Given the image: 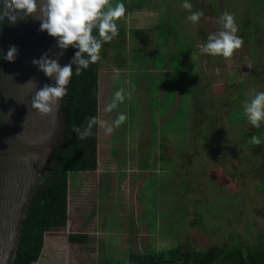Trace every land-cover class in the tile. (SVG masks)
Listing matches in <instances>:
<instances>
[{"label":"rangeland","instance_id":"rangeland-1","mask_svg":"<svg viewBox=\"0 0 264 264\" xmlns=\"http://www.w3.org/2000/svg\"><path fill=\"white\" fill-rule=\"evenodd\" d=\"M254 1L189 0L193 11L204 12L193 24L184 0H111L123 3L126 11L154 13L144 29L149 35L141 38L122 18L123 33L107 44V58H102L120 73L113 92L121 87L131 92V99L126 97L114 110L115 117L122 112L128 119L112 135L110 155L109 138L100 133L99 168L83 171L78 179L90 191L86 194L78 184V191L68 192L73 229L67 220L66 226L47 231L46 246L32 264H124L130 251L178 244L199 249L210 244L254 246L264 240V186L255 172L261 155L241 144L251 124L244 116L238 122L240 116L233 113L249 99L251 89L264 91L259 76L264 67V0ZM225 11L234 14L237 35L244 41L228 60L200 52L208 35L221 30L218 21ZM244 24L249 28L243 29ZM108 69H101L106 86L115 74ZM165 154L170 161L161 160ZM113 155L127 169L118 170L116 178L103 173L115 169ZM100 181L101 196L112 188L114 198L101 214L95 208L90 212L92 190ZM74 230H87L88 242H69Z\"/></svg>","mask_w":264,"mask_h":264},{"label":"clouds","instance_id":"clouds-1","mask_svg":"<svg viewBox=\"0 0 264 264\" xmlns=\"http://www.w3.org/2000/svg\"><path fill=\"white\" fill-rule=\"evenodd\" d=\"M182 7L190 12L187 20L193 24L199 23L204 16L202 10H192L193 5L189 0H184ZM125 13L126 7L123 3L113 5L111 0H2L0 22L7 19L10 24H15L18 20L31 16L40 22V31H46L56 39V47L61 50L55 53L53 58H49V52H45L39 59L31 61L45 76L54 81L52 84H44L39 89L35 77L26 83L34 90L31 108L45 116L57 108L60 101L68 94V85L73 74L80 76L82 70L97 63L101 59L102 46L119 35L117 22L125 16ZM218 22L221 30L208 35L206 43L200 45V52L228 60L242 47L244 41L237 35L238 27L234 14L225 11L220 15ZM69 47L78 51L68 64L61 66L59 58L63 56V50ZM17 55V47L11 45L4 59L14 62ZM114 79L117 81L120 79L118 69L115 71ZM126 97L131 99V92H126L123 87L119 88L112 94L110 102L105 105L103 111L112 113ZM242 108L247 121L259 129L264 123V91L251 89L249 99L243 101ZM127 119V115L122 112L117 113L115 119L111 121L92 116L87 118L84 126L73 125L72 130L80 140L90 138L94 126L102 127L105 133L110 135ZM250 143L258 146L262 140L253 135Z\"/></svg>","mask_w":264,"mask_h":264},{"label":"trees","instance_id":"trees-1","mask_svg":"<svg viewBox=\"0 0 264 264\" xmlns=\"http://www.w3.org/2000/svg\"><path fill=\"white\" fill-rule=\"evenodd\" d=\"M255 2L254 0H252ZM251 24V23H250ZM252 25V24H251ZM250 25V26H251ZM243 29L249 28L247 24ZM258 30V26H253ZM119 35L123 33L119 27ZM138 38L145 35L144 30H133ZM94 34H96L94 32ZM264 42V39L261 41ZM105 43L100 55L106 52ZM111 44V43H110ZM78 49L69 47L67 64ZM100 60L82 70L80 76L73 74L68 85V94L64 97L63 116L66 122V138L53 151L50 170L32 190L19 224V234L11 264H32L39 259L45 233L53 227H62L67 222V186L69 176L79 171L94 170L97 166L96 145L97 126H94L90 138L80 140L72 130L73 125L84 126L87 118L97 116L98 101V68ZM75 71V65L72 66ZM259 76L264 82V67ZM206 103V102H205ZM204 104V103H201ZM201 108V107H200ZM199 108V110H201ZM237 111L238 122L241 121L243 108ZM186 131V130H185ZM183 133V132H180ZM253 135L261 138L260 145H252ZM241 144L246 145L253 153H260L261 166L255 168L259 181L264 186V123L259 129L250 125L248 132L242 133ZM170 161L168 155L161 160ZM87 233H71L69 242L86 243ZM124 264H264V240L251 246L244 243L231 245L210 244L205 248H194L178 244L160 250L130 251Z\"/></svg>","mask_w":264,"mask_h":264},{"label":"water","instance_id":"water-1","mask_svg":"<svg viewBox=\"0 0 264 264\" xmlns=\"http://www.w3.org/2000/svg\"><path fill=\"white\" fill-rule=\"evenodd\" d=\"M56 44L31 16L15 24L0 22V264H11L25 205L66 138L64 98L51 114L41 115L30 106L34 90L26 84L33 77L38 89L54 83L31 61L45 52L53 58L61 51ZM11 45L18 49L14 62L4 59ZM63 53L61 66L67 64L68 49ZM97 107L99 115V98Z\"/></svg>","mask_w":264,"mask_h":264},{"label":"crops","instance_id":"crops-1","mask_svg":"<svg viewBox=\"0 0 264 264\" xmlns=\"http://www.w3.org/2000/svg\"><path fill=\"white\" fill-rule=\"evenodd\" d=\"M143 11H145V12H142V11H140V10H137V9H135L134 11L133 10H127L126 11V15L123 17L126 21H127V27H128V30H130V31H132L133 32V30H144L145 29V27L147 28V29H149V25H150V22H152V21H154V19L152 18V16L154 15V13L152 12V11H149V10H143ZM122 24H123V21H122V18L120 19V21H119V23H118V26L119 27H122ZM134 33V32H133ZM145 33V32H144ZM135 34V33H134ZM147 35H149V31H148V33H145V35H143V36H147ZM105 55L106 54H104V55H102L101 56V59H100V65H99V68H98V98H99V115H98V107H97V116L100 118V119H103L104 120V118H105V116H106V114H108V116L110 117V118H107L106 120H108V121H111V120H113V119H115V112L113 111L112 113H105L104 111H103V109H104V107H105V105L107 104V103H109L110 102V99H111V97H112V94L114 93L113 92V85H114V83H115V81H114V75L112 76H110V80L108 81V86H106V84H103L102 82L103 81H101L102 79V74H101V69H105V68H109L107 71H108V73L110 72V70L111 69H114V65H112V66H108L109 64H110V62H108L107 64H105V62L103 63V61H102V58L103 57H105ZM105 58H107V56L105 57ZM103 63V64H102ZM111 64H112V62H111ZM102 65V66H101ZM105 66H107V67H105ZM115 71H116V69H114ZM104 75V74H103ZM104 77V76H103ZM102 127H99V126H97V145H96V157H97V169L99 168V163H100V157H101V153H102V150H103V148L101 147V142H100V139H99V137H100V133H102V135H101V137H103V136H105V135H107L108 136V138H109V141H108V143H107V145H108V154L110 155V152H109V150H110V148H111V146H113V144H112V141H111V139H112V135L115 133V131H116V129H114V131L109 135V134H105L103 131H102ZM100 137V138H101ZM102 139V138H101ZM142 144V143H141ZM140 144V145H141ZM115 145V144H114ZM139 144H137V145H135L134 147H139L140 146ZM141 149H142V146L140 147ZM101 150V151H100ZM110 158H112L113 157V159H114V168L115 169H112L111 171L110 170H106L105 169V171H103V173H106V174H110L111 175V177L113 176V178H116V175H117V172H118V170H121V171H124V172H126L127 171V169H125L124 167H123V165L125 164H119L118 163V161L116 160V157L113 155V156H109ZM132 169H134V170H136L137 169V167H131ZM95 170V169H94ZM92 170H86L85 172H91ZM82 172L83 171H79V172H76L75 174H73L72 176H69V178H68V186H67V202H68V192L71 190V189H76L77 191H78V189H79V187H78V184L80 183L79 182V176L80 175H82ZM102 178H103V175H102ZM100 183H101V181L99 182V183H97V185L95 186V188H94V190H92V193H93V195H92V207H91V210H90V212L95 208L96 210H98V211H100V214L105 210V208L106 207H108L109 206V204L110 203H112L113 201H114V198H113V192H112V188H111V190H110V192H108L109 194L107 195V196H101V194H100V192H99V190H98V185H100ZM89 184H92V182L91 183H89ZM80 185V184H79ZM87 186V187H86ZM86 186H83L82 188H81V185H80V188H81V190L84 188V190H85V193L87 194V188H88V190L90 191V188H89V185H86ZM120 189H122V188H120ZM120 189H119V191H120ZM95 194V195H94ZM124 194V193H123ZM103 204L104 205V207H103V209L101 210L100 209V204ZM117 207H119V206H117ZM120 208V207H119ZM67 209H68V205H67ZM108 210H106V212H107ZM70 212H72L73 213V210L71 209V211ZM89 212V213H90ZM72 213H71V215H72ZM81 214H86V216H84L85 218H88L87 217V213H85V212H83V213H81ZM89 216V215H88ZM99 216V215H98ZM97 216V217H98ZM92 217H94V216H92ZM94 219H96V217H94ZM67 220H68V217H67ZM69 224H70V226L72 227H70V229L72 230L73 229V223H74V214L72 215V216H70V218H69ZM71 221V222H70ZM77 223V222H76ZM105 223V222H104ZM95 225H96V223L95 222H93V224H92V228L94 229L95 228ZM82 230H84L83 228H82V224L79 226ZM91 228V227H90ZM87 230H85V231H80V230H74V232L75 233H87L88 234V232H86ZM101 233H104L105 234V232H104V230L103 231H101ZM88 236H89V234H88ZM46 235H45V240H44V245H45V243H46ZM48 239L54 244L55 243V239L54 238H52L51 236H49L48 237ZM50 243V242H49ZM46 246V245H45Z\"/></svg>","mask_w":264,"mask_h":264},{"label":"flooded vegetation","instance_id":"flooded-vegetation-1","mask_svg":"<svg viewBox=\"0 0 264 264\" xmlns=\"http://www.w3.org/2000/svg\"><path fill=\"white\" fill-rule=\"evenodd\" d=\"M45 175H46V174H45ZM45 175H44V176H45ZM44 176L40 178V180H39L40 183H41L42 179L44 178Z\"/></svg>","mask_w":264,"mask_h":264}]
</instances>
